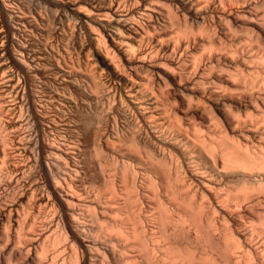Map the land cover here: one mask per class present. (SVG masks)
I'll return each mask as SVG.
<instances>
[{
    "label": "bare ground",
    "instance_id": "bare-ground-1",
    "mask_svg": "<svg viewBox=\"0 0 264 264\" xmlns=\"http://www.w3.org/2000/svg\"><path fill=\"white\" fill-rule=\"evenodd\" d=\"M27 1L0 0V264L264 263V0ZM51 19L87 32L84 65L48 40ZM96 64L114 109L106 132L103 116L78 115L98 104ZM127 138L149 153L123 148ZM98 143L124 175L138 167L142 188L123 176L117 191L112 170L114 200L91 198L82 155ZM130 198L157 200L161 236L127 211ZM186 235L200 252L179 246Z\"/></svg>",
    "mask_w": 264,
    "mask_h": 264
},
{
    "label": "rangeland",
    "instance_id": "rangeland-1",
    "mask_svg": "<svg viewBox=\"0 0 264 264\" xmlns=\"http://www.w3.org/2000/svg\"><path fill=\"white\" fill-rule=\"evenodd\" d=\"M31 1V3L32 2H34V0H30ZM30 1L28 0L27 1V4H29L30 3ZM30 3V4H31ZM34 4V3H33ZM43 7H45L44 5H43ZM52 20V21H51ZM50 20V23H51V25L49 24V26H47V27H45V29L47 28V31H49L47 34H48V36H46L45 35V37H46V39H48V38H50V39H48L49 41L50 40H53L52 42H56V43H60V44H58L59 46H61L62 44V46H64L65 45V47H67L68 49H70L69 51H70V54H71V51H72V56L69 54V56L71 57V60H72V58H73V60H75L74 62L75 63H77V61H79L78 63H82V65H84V62L86 61V60H88L89 58H91V53L89 52V49H90V43L89 42H91L90 40H89V38L90 37H88L89 35L87 34L86 35V31L83 29H81L82 31L80 32L79 30H80V28L78 27V30L74 33L75 35H73V32L71 33V30H67V35H69V36H67L66 35V33H64V30H62L63 29V25L64 24H62V22L60 23V21H55L54 22V20L53 19H51ZM70 21H72V19L70 18L69 19V23H70ZM67 22V23H68ZM76 22H77V20H76ZM76 22H74V19H73V22H71V25L73 24V26L75 25V23ZM57 23V24H56ZM59 23V24H58ZM66 23V24H67ZM55 26V27H52V26ZM57 25H59V26H57ZM51 26V27H50ZM57 26V27H56ZM60 27V28H59ZM51 28V29H50ZM52 28H54L55 29V31H54V29H52ZM62 28V29H61ZM52 31H54V32H52ZM60 31V32H59ZM84 31V32H83ZM52 32V33H51ZM58 32V33H57ZM70 32V33H69ZM65 34V35H64ZM71 34H72V36H71ZM80 34V35H79ZM54 36V37H53ZM74 36V37H73ZM76 36V37H75ZM48 37V38H47ZM57 38V39H56ZM70 38V39H69ZM74 38V39H73ZM59 39V40H58ZM73 40V42H72V40ZM69 40V41H68ZM71 40V41H70ZM63 41V42H62ZM64 41H68V43L67 44H69V47L68 46H66L67 44H64ZM72 42V43H71ZM71 44V45H70ZM73 46V47H72ZM73 49H72V48ZM75 48V49H74ZM85 48V49H84ZM88 49V50H87ZM75 50V51H74ZM84 50V51H83ZM89 52V55L87 56V53ZM80 56H82V57H80ZM79 56V57H78ZM86 56L88 57V59L86 58ZM76 58V59H75ZM78 58V59H77ZM80 59V60H79ZM77 60V61H76ZM83 61V62H82ZM87 62V61H86ZM77 63V64H78ZM80 63V64H81ZM96 67H99V68H96ZM96 67H94L96 70H98V71H101L100 70V65H98V64H96ZM98 73V72H97ZM97 73H96V75H97ZM102 71L101 72H99L98 73V81L97 82H99L100 81V83H98L99 84V91L96 93L97 95L101 92V94H99V96L100 97H102V99L99 97V96H97L96 97V99H97V101L96 102H98V104H96V103H94V104H96L97 106H99V107H96V105H94V106H84L83 105V107H81V112L79 111V113H81V114H79L78 113V115L80 116V115H82L83 117H87V118H94L95 117V119H97V116L100 118V116H103V118L102 119H104V120H102L103 122H104V124H101V125H103L102 126V129L104 128V130H103V132H106L107 131V129H108V131H110V129L112 128V125H114V119L112 118V115H113V110L114 109H110L111 107H113V105L111 104V103H109V102H107L106 101V99H105V97H107L108 96V93H106V92H108L107 91V89L106 88H108V74L106 73V72H103L102 74ZM104 73H106V74H104ZM22 75V74H21ZM107 75V76H106ZM100 77V78H99ZM106 77H108V78H106ZM97 79V78H96ZM106 83V84H105ZM29 84V83H28ZM33 85L34 84H32V86L29 84V86L27 85V90L28 89H30V90H28L29 91V93H30V91L31 92H35V94L37 95V92H39V90H40V88L38 87L39 86V84H37V85H34L35 87H33ZM104 85V86H103ZM37 86V87H36ZM101 87H102V89H101ZM104 87V88H103ZM35 89V90H34ZM39 89V90H38ZM72 89V91L74 92L75 91V93L74 94H76V95H74L73 96V98L75 99V100H78V101H76V102H80V103H83L82 101H86V99H87V95H86V93H82L81 91H76V90H73V88H71ZM85 89H86V87H85ZM88 89V88H87ZM94 89V88H93ZM38 90V91H37ZM95 90V89H94ZM101 90V91H100ZM104 90V91H103ZM70 91V90H69ZM68 91V92H69ZM72 91H70V92H72ZM88 92H90V89H88L87 90ZM93 91V90H92ZM69 92V93H70ZM29 93H27V94H29ZM77 93H78V95H77ZM72 94V93H71ZM85 94V95H84ZM82 95H84V98H83V96ZM102 95V96H101ZM105 95V96H104ZM77 98H76V97ZM37 99V98H36ZM80 99H82V101L80 100ZM83 99H85V100H83ZM105 100V103L106 104H104V102L103 101ZM118 100V99H117ZM102 101V106L100 105L101 103L100 102ZM113 102V101H112ZM120 102V100H118V103ZM79 103V104H80ZM106 105V106H104V105ZM107 104H108V106H107ZM110 105V106H109ZM87 107V108H86ZM108 107V108H107ZM93 108V109H92ZM101 108H102V110H101ZM104 108V109H103ZM40 110H41V108H39ZM83 109V110H82ZM91 111H90V110ZM106 109H108V111L106 110ZM102 111V112H98V111ZM96 111H97V113H96ZM113 111V112H112ZM88 112H89V115H88ZM107 114H106V113ZM86 113H87V115H86ZM105 113V114H104ZM109 113V114H108ZM122 114V115H121ZM125 114V112L124 113H120L119 115H118V117L117 118H120V120L122 119V120H125L126 122H128L127 124H126V122L124 121V122H122V121H120V123H122V124H125L127 127H128V129L129 130H131V126L129 127V124H130V122H129V120H127L128 118L130 119L131 118V123H132V121L134 120L133 118H132V116H134V115H130V114H132L131 112H128V117H127V113L125 114L126 116H124L123 118H122V116ZM92 117H91V116ZM94 115V116H93ZM96 115V116H95ZM105 115V116H104ZM108 115H109V117H108ZM81 116V117H82ZM111 116V117H110ZM129 116H131V117H129ZM85 117V118H86ZM106 119H105V118ZM101 118H100V120H101ZM109 118H112V120L111 119H109ZM133 119V120H132ZM107 120V121H106ZM119 120V119H118ZM103 122H101L100 121V123H103ZM135 122V120L133 121V123ZM109 124V125H108ZM110 126V127H109ZM126 127V128H127ZM127 129V130H128ZM133 138H127L125 141H127V142H124V140L122 141V143L120 142V144L122 145L123 143H124V146H123V148H125L126 147V145L128 146V147H126V148H130L129 149V151H131V152H135L136 154H138L139 152L140 153H142V154H144L145 155V152L147 153H149V149L147 150V146H144V142H143V140L141 139V141L142 142H140V138H139V142L141 143H137V145L135 144L136 142H134V141H131ZM143 139L144 140H146L145 139V137H143ZM148 139V138H147ZM129 140V141H128ZM137 141V140H136ZM137 141V142H138ZM99 144V146H97ZM98 144H96V146L95 147H97V148H99V149H95V147H93V146H90V148H88V150H87V152H86V154L85 155H82V160H83V158H84V160H85V166H84V168H83V187H85V189H86V191H88L90 194V196H92L91 198L93 199H95L94 201L95 202H101V203H104V202H102V201H105V202H107V198H109L111 195H110V193H108L107 192V190L105 191L104 189H106V188H108V187H106L105 185H106V183H107V185H109V183L108 182H106L105 181V179L106 178H108L107 176L109 175V174H111L113 171H115L116 173H113V175H111L112 177H114L113 179L115 180V184H116V187L118 188L117 189V191H119V189L120 190H122L121 188H123L124 189V187L126 186H122V182L125 184V177H123V176H126V175H124V173L123 172H121V171H123L122 169V165H121V162L120 161H118V160H116L115 158L113 159L112 158V156L111 155H113L112 153V151H111V149L109 148V147H106V145H104V144H101V143H98ZM102 145V147H101V145ZM126 144V145H125ZM140 145L142 146V147H140ZM118 146H120V145H118ZM116 147V149L117 148H119V147ZM130 146V147H129ZM138 146V147H137ZM139 147H140V149H139ZM92 148H94V149H92ZM104 150H102V149ZM106 148V149H105ZM125 148V149H126ZM144 148H146V149H144ZM144 149V150H143ZM96 150H97V152H98V150H99V153H101V154H99V155H97V153H96ZM108 150V151H107ZM143 150V151H142ZM142 151V152H141ZM84 152V153H85ZM94 152H95V155L98 157V158H96V156L94 157ZM91 153H93V154H91ZM103 153V154H102ZM89 155H90V157H89ZM102 155V157H100ZM84 156V157H83ZM86 157V158H85ZM92 157H94L93 159H92ZM90 159H92V160H90ZM97 159V160H96ZM100 159V160H99ZM110 159H112L111 161H110ZM94 160V161H93ZM88 161V162H87ZM102 162V164H99L100 162ZM109 161V162H108ZM115 161H117L118 163L116 164L115 163ZM156 162H159V163H161V161H157V160H155ZM84 162V161H83ZM99 162V163H98ZM111 162V163H110ZM114 162V163H113ZM159 163H157V166L159 165ZM88 164V165H87ZM106 165V166H104V165ZM112 164V165H111ZM115 164H116V166H115ZM98 165H101L103 168H104V171H105V173H106V175H104L105 173H103L102 175H103V177H101L102 175H100L101 174V172L99 173V169H98ZM97 168H96V167ZM160 167H157V169H159V168H163V169H165L166 168V164L163 162V163H161L160 165H159ZM117 167V168H116ZM115 168V169H114ZM119 168V169H118ZM137 169H138V167H136ZM135 167L134 168H129V170H127V171H129V172H126V174L128 175V176H126V177H128L129 179H131V178H136L137 179V182H135V183H137V184H139L138 186L140 187V188H142V186L141 185H143V183H142V174L140 173V170H138L137 172H135V171H133V170H137ZM162 169V170H163ZM187 169V170H186ZM186 169H185V175H188V176H185V179H186V181L188 182L189 181V174H190V172H189V169H188V167H186ZM113 170V171H112ZM117 170V171H116ZM121 170V171H120ZM160 171H161V169H159ZM112 171V172H111ZM107 172H108V174H107ZM134 174H132V173ZM87 173V174H86ZM129 173V174H128ZM139 173V174H138ZM187 173V174H186ZM123 174V175H122ZM135 174H136V177H135ZM138 174V175H137ZM98 176V177H97ZM104 176H105V179H104ZM132 176V177H131ZM118 177H120V178H118ZM99 178V179H98ZM116 178V179H115ZM121 178H124V181H122L123 179H121ZM136 179H135V181H136ZM119 180V181H118ZM120 180L122 181V182H120ZM100 181V182H99ZM105 182V183H104ZM102 183H104L103 185H102ZM118 183V184H117ZM120 184H121V186H120ZM136 184V185H137ZM85 185V186H84ZM120 186V187H119ZM153 186H154V188L153 189H155V190H158V191H160L161 193H162V195L160 196V200L161 201H163V205H165V207L167 206H169L168 208H170L171 206H173V200H171L172 198H170L169 196H171L170 194H168V193H164L163 192V190H161V187H160V185H159V183H158V181L155 183V184H153ZM111 187V186H110ZM110 187H109V189H110ZM138 187V188H139ZM104 190V191H103ZM109 192H110V190H108ZM134 193V192H133ZM134 195H137L136 194V192L134 193ZM134 195H131L132 196V198H133V196ZM98 198H97V197ZM120 197H122V196H120ZM136 199H137V197L136 196H134ZM168 197L170 198V199H168ZM172 197V196H171ZM132 198H130V200L132 199ZM113 199V198H112ZM111 198H109L108 200H112ZM120 199H122V198H120ZM136 199H133V200H131L132 202L130 203V205L127 207V211L129 212L130 210H132V209H134L135 211H136V208H137V211L135 212L134 211V213L136 214V213H138L139 211H143V212H140L139 214H137L138 215V217L139 218H141L142 219V221H144L143 222V224H144V226H146L149 230H152V231H154V230H156V231H158V232H160V229H158V227H157V223H156V221H154V219H153V212H155V210H154V208H152V207H149V206H154V204L156 203V199H155V202H153L154 201V199L152 198V200L149 198V199H147V201H144V202H141V204L144 206V208H143V206L141 207V205H140V202H139V199L138 200H136ZM114 200V199H113ZM116 200V199H115ZM118 200L119 199H117L116 201L118 202ZM125 200V199H124ZM149 200V201H148ZM150 200L152 201V203L150 202ZM169 200V201H168ZM115 201V202H116ZM120 201H122V200H119V202ZM172 201V202H171ZM123 202V201H122ZM171 202V203H170ZM129 204V203H128ZM145 204V205H144ZM147 204V205H146ZM153 204V205H152ZM119 205H120V203H118V204H116V206H118L119 207ZM135 206V207H134ZM121 207H122V205H121ZM140 207H141V209H140ZM150 209V210H149ZM139 210V211H138ZM152 210H153V212H152ZM146 211H148L149 212V214H148V212H146ZM151 212H152V215H151ZM121 213L119 212V216H120V218H124L122 221H126L127 220V218H126V216H124V214H121ZM121 216H123V217H121ZM152 217V218H151ZM148 218V219H147ZM151 218V219H150ZM116 219V218H115ZM146 219V220H145ZM116 220H118V221H121V220H119V219H116ZM149 224H148V223ZM155 223V227H153L154 226V223ZM124 223H127V222H124ZM145 227V228H146ZM157 227V228H156ZM153 228V229H152ZM156 228V229H155ZM159 228H160V226H159ZM157 232V235L158 234H160V236H161V232L160 233H158ZM156 233V232H155ZM193 233V232H192ZM192 233H188L189 235H191ZM101 234V233H100ZM99 234V235H100ZM105 234V233H104ZM103 233H102V235H101V237H103V236H107V233L104 235ZM185 234H187L186 232H185ZM185 234H183V235H185ZM187 234V235H188ZM187 235L185 236V237H187ZM193 235V234H192ZM159 236V235H158ZM185 237H183L184 239H185ZM189 237V236H188ZM188 237H187V240L185 239H180V245L179 246H183L182 248H189V249H196V251H198V252H200V250H198L197 248H198V246L195 244V242H193V241H191L190 239H188ZM155 240H158V241H156V243H159V244H162L161 243V238H159V237H155L154 238ZM153 239V241L155 242V240ZM161 239V240H160ZM181 240H182V242L184 241V242H186L184 245H183V243L181 242ZM190 240V241H189ZM163 241V240H162ZM187 241H189V242H187ZM181 243H182V245H181ZM187 245H189V247L187 246ZM186 246V247H185ZM197 246V247H196ZM157 255L159 256V255H161L159 252L157 253ZM171 262V261H170ZM169 262V263H170ZM177 262V263H176ZM263 263V262H262ZM262 263H260L259 262V264H262ZM170 264H180V261H178V260H176V261H174V260H172V262L170 263ZM264 264V263H263Z\"/></svg>",
    "mask_w": 264,
    "mask_h": 264
}]
</instances>
